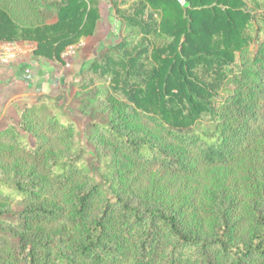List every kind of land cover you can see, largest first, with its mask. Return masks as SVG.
Wrapping results in <instances>:
<instances>
[{
  "label": "trees",
  "instance_id": "trees-1",
  "mask_svg": "<svg viewBox=\"0 0 264 264\" xmlns=\"http://www.w3.org/2000/svg\"><path fill=\"white\" fill-rule=\"evenodd\" d=\"M30 2L21 0L15 14L31 15ZM37 4L53 8L55 20L22 23L11 14L17 7L0 5V42H32L36 57L61 60L95 30L92 0ZM122 18L143 38L170 40L139 45L123 38L111 45L115 53L92 63L125 103L113 107L111 121H92L87 141L109 140L129 171L168 174L162 200L131 203L122 165L102 171L111 157L86 150L71 121L39 101L0 128V167L8 172L6 163L22 160L18 168L28 171L26 179L18 168L0 174V202L32 203L17 213L0 208V223L17 230L15 243L0 245V264H264V9L250 10L244 0H138ZM64 136H71V151L60 155L51 143ZM241 167L263 177L257 203L243 201L238 179L208 206L168 191L176 180L211 170L228 179ZM10 214L16 217L6 220Z\"/></svg>",
  "mask_w": 264,
  "mask_h": 264
},
{
  "label": "rangeland",
  "instance_id": "rangeland-1",
  "mask_svg": "<svg viewBox=\"0 0 264 264\" xmlns=\"http://www.w3.org/2000/svg\"><path fill=\"white\" fill-rule=\"evenodd\" d=\"M37 1L39 0H31L28 4L31 8L27 10L31 15L24 11H21V15L15 14V11H20L21 0H0V5H6L11 11L17 7L11 14L22 23L53 22L55 10L44 8L37 4ZM244 1L250 10L262 11L264 9V0ZM137 2L138 0H92V5L99 13L94 32L89 36L81 37L76 43L68 46L62 53L61 60L36 57L33 54L35 44L32 42L24 41L13 45H4L0 42V128L9 123L16 124L22 110L29 105L35 103L39 105L41 102V104L47 105L44 106L47 109L51 103V111L55 106L58 115L66 116L74 125L77 137L86 150L95 152L99 156L109 155L111 157L109 164L101 170L106 174H110L112 171V173H116L123 160L116 153L115 145L101 137H96L92 142H89L87 134L92 121H111L114 116L118 115L116 108L113 107L119 109L120 104L125 102L122 97L111 94L108 76H99L89 67L94 61H100L105 53H115L111 45L123 38L131 40L132 44L139 45H146L147 40L159 44L170 40L163 34L143 38L136 28L126 24L122 15L132 13ZM156 18L159 20L158 17ZM256 44L254 40L251 41L250 50L252 52L255 51ZM235 64H241L238 53ZM84 82L88 84L86 87L82 86ZM47 97H51V101ZM120 101L122 102L120 103ZM124 109L126 110V107ZM70 138L71 136L53 138L51 150L60 155L69 153L71 151L68 146ZM30 141L33 142L31 138ZM89 152L84 154V161L86 166L92 167L96 162H94V156ZM112 155L115 156L112 157ZM13 162L15 161L11 160L6 163L8 172H5V168L0 167V174L9 177L17 173L22 160H20V164H17L18 166H15ZM28 167L29 164L26 165V169ZM16 168L18 169L15 170ZM130 168L129 171L126 166L122 165L119 171L126 174V180L123 182L127 186L122 184V187L126 191L131 189V192L127 193L131 203L143 206L161 201L159 193L170 182V178H168L170 176L159 169L149 168L143 172L141 167L131 166ZM20 170L22 174L17 175L18 177L28 176V171ZM148 171L152 172L149 174ZM247 171V168L241 167V171L238 170L237 174L223 179L227 175L223 170H211L198 178L176 180L175 185L172 184V187H168V191L170 194L194 195L198 203L208 206L222 195L224 189L230 186V182L238 179L242 193H244L240 196L243 201L249 204L257 203L258 199L253 194H257L259 187L262 186L263 177L258 172L257 176H254L257 180H253V175ZM258 183H260L259 186ZM29 205H32L29 200L21 199L0 202V208L10 209L14 213ZM213 205L215 204L213 203ZM15 217V214H10L6 220ZM16 231L15 227L8 225L7 222L0 223V245L15 243Z\"/></svg>",
  "mask_w": 264,
  "mask_h": 264
},
{
  "label": "built area",
  "instance_id": "built-area-1",
  "mask_svg": "<svg viewBox=\"0 0 264 264\" xmlns=\"http://www.w3.org/2000/svg\"><path fill=\"white\" fill-rule=\"evenodd\" d=\"M179 1V3L181 4V5H183L184 4V2H185V0H178ZM2 44H4V45H13V44H17V43H19V42H15V41H5V42H1Z\"/></svg>",
  "mask_w": 264,
  "mask_h": 264
},
{
  "label": "crops",
  "instance_id": "crops-1",
  "mask_svg": "<svg viewBox=\"0 0 264 264\" xmlns=\"http://www.w3.org/2000/svg\"><path fill=\"white\" fill-rule=\"evenodd\" d=\"M26 83V82H25ZM27 84V83H26Z\"/></svg>",
  "mask_w": 264,
  "mask_h": 264
}]
</instances>
